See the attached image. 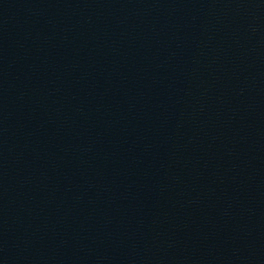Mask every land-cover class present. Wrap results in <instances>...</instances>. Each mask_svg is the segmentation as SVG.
I'll return each instance as SVG.
<instances>
[{
	"label": "water",
	"instance_id": "1",
	"mask_svg": "<svg viewBox=\"0 0 264 264\" xmlns=\"http://www.w3.org/2000/svg\"><path fill=\"white\" fill-rule=\"evenodd\" d=\"M245 264H264V0H134Z\"/></svg>",
	"mask_w": 264,
	"mask_h": 264
}]
</instances>
